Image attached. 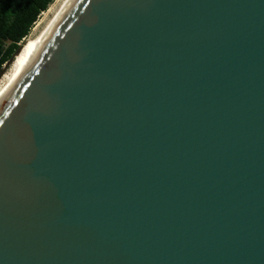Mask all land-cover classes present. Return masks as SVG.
<instances>
[{
    "label": "water",
    "instance_id": "water-1",
    "mask_svg": "<svg viewBox=\"0 0 264 264\" xmlns=\"http://www.w3.org/2000/svg\"><path fill=\"white\" fill-rule=\"evenodd\" d=\"M0 264H264V0H73L0 102Z\"/></svg>",
    "mask_w": 264,
    "mask_h": 264
},
{
    "label": "trees",
    "instance_id": "trees-1",
    "mask_svg": "<svg viewBox=\"0 0 264 264\" xmlns=\"http://www.w3.org/2000/svg\"><path fill=\"white\" fill-rule=\"evenodd\" d=\"M53 0H0V74Z\"/></svg>",
    "mask_w": 264,
    "mask_h": 264
},
{
    "label": "bare ground",
    "instance_id": "bare-ground-1",
    "mask_svg": "<svg viewBox=\"0 0 264 264\" xmlns=\"http://www.w3.org/2000/svg\"><path fill=\"white\" fill-rule=\"evenodd\" d=\"M72 2L73 0H63L52 13L43 29L33 38L26 39L24 41L20 53L14 57L7 74L2 79L3 83L1 82L2 84L0 86V102Z\"/></svg>",
    "mask_w": 264,
    "mask_h": 264
},
{
    "label": "rangeland",
    "instance_id": "rangeland-1",
    "mask_svg": "<svg viewBox=\"0 0 264 264\" xmlns=\"http://www.w3.org/2000/svg\"><path fill=\"white\" fill-rule=\"evenodd\" d=\"M63 0H53L52 4L48 7V9L42 13L33 28L31 29L30 35L27 39L33 38L39 31L43 29L49 18L51 17L52 13L56 10V8L60 5ZM11 60L7 65H5L2 69L0 74V86L3 83L2 79L7 74V71L11 65ZM2 82V83H1Z\"/></svg>",
    "mask_w": 264,
    "mask_h": 264
}]
</instances>
